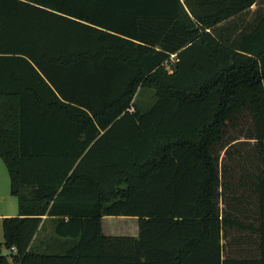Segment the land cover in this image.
Instances as JSON below:
<instances>
[{
    "label": "trees",
    "instance_id": "obj_1",
    "mask_svg": "<svg viewBox=\"0 0 264 264\" xmlns=\"http://www.w3.org/2000/svg\"><path fill=\"white\" fill-rule=\"evenodd\" d=\"M0 158V264H264V0H0Z\"/></svg>",
    "mask_w": 264,
    "mask_h": 264
},
{
    "label": "crops",
    "instance_id": "obj_2",
    "mask_svg": "<svg viewBox=\"0 0 264 264\" xmlns=\"http://www.w3.org/2000/svg\"><path fill=\"white\" fill-rule=\"evenodd\" d=\"M0 158V196L4 193H10V180L7 168L5 164L1 163ZM13 196V195H12ZM15 197V196H14ZM5 199V198H4ZM17 211L13 214L5 212V209L0 207V224L2 223V218L6 215H17L19 213L18 201L16 198ZM12 213V212H11ZM10 217V216H7ZM56 217L43 215L39 228L37 229L31 244L30 249L34 242L37 241L38 236L47 237V240L40 239L36 243V248L38 253L43 254H55L53 252L59 251L56 254H63L66 249L71 247L75 241H66L68 238L54 237V227H55ZM102 229L107 235H121V236H137L138 234V219L136 217H124V216H103L102 217ZM2 229V226H1ZM52 231V234L45 233L46 231ZM43 234V235H42ZM3 235V232H2ZM51 251V252H49Z\"/></svg>",
    "mask_w": 264,
    "mask_h": 264
},
{
    "label": "rangeland",
    "instance_id": "obj_3",
    "mask_svg": "<svg viewBox=\"0 0 264 264\" xmlns=\"http://www.w3.org/2000/svg\"><path fill=\"white\" fill-rule=\"evenodd\" d=\"M156 98H157V94H156L155 88H153L151 86H147L145 84L142 85L140 83L135 90L134 97H133L134 107L131 108V110L137 108L140 111H146L154 103ZM222 156H223V152L220 151L219 152V163L221 161ZM1 163H2V160H1ZM223 206H224L223 202H220L219 207L222 208ZM0 207L2 209H5V212H9L10 214H13L14 212L17 211L16 197L12 196L11 194H6V193L2 194L0 196ZM7 216H15V215H6L4 217H7ZM45 233H47V235L52 234V231L49 230V231H46ZM53 235H54V237H58L55 233H53ZM46 238L47 237H41V236L39 237L38 236L37 241L40 239L47 240L48 238L47 239ZM73 240L75 241V239L68 238V240H66V241H73ZM37 241L34 242V244L32 245V247H31L32 251H36V252L38 251V249L36 248ZM0 242H3L1 224H0ZM223 242H224V240H223ZM2 252H3V254L7 255V254H9V249L3 247ZM49 252H51V251H49ZM53 253L56 254V253H59V251H56Z\"/></svg>",
    "mask_w": 264,
    "mask_h": 264
},
{
    "label": "built area",
    "instance_id": "obj_4",
    "mask_svg": "<svg viewBox=\"0 0 264 264\" xmlns=\"http://www.w3.org/2000/svg\"><path fill=\"white\" fill-rule=\"evenodd\" d=\"M14 250V248H12Z\"/></svg>",
    "mask_w": 264,
    "mask_h": 264
}]
</instances>
